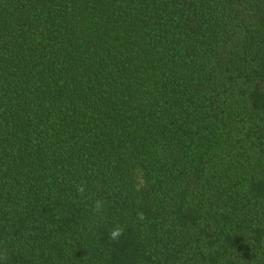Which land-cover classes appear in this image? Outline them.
<instances>
[{
	"label": "trees",
	"instance_id": "obj_1",
	"mask_svg": "<svg viewBox=\"0 0 264 264\" xmlns=\"http://www.w3.org/2000/svg\"><path fill=\"white\" fill-rule=\"evenodd\" d=\"M0 264H264V0H0Z\"/></svg>",
	"mask_w": 264,
	"mask_h": 264
},
{
	"label": "clouds",
	"instance_id": "obj_2",
	"mask_svg": "<svg viewBox=\"0 0 264 264\" xmlns=\"http://www.w3.org/2000/svg\"><path fill=\"white\" fill-rule=\"evenodd\" d=\"M119 233L118 232H113V236H117Z\"/></svg>",
	"mask_w": 264,
	"mask_h": 264
}]
</instances>
